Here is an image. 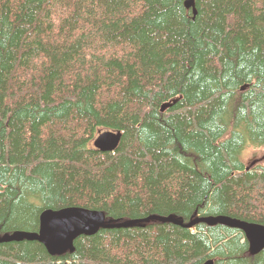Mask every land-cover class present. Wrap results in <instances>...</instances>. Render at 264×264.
<instances>
[{
  "label": "trees",
  "instance_id": "obj_1",
  "mask_svg": "<svg viewBox=\"0 0 264 264\" xmlns=\"http://www.w3.org/2000/svg\"><path fill=\"white\" fill-rule=\"evenodd\" d=\"M186 1L0 0V239L68 207L113 225L61 255L0 240V264H264L186 226L264 225V0Z\"/></svg>",
  "mask_w": 264,
  "mask_h": 264
},
{
  "label": "water",
  "instance_id": "obj_2",
  "mask_svg": "<svg viewBox=\"0 0 264 264\" xmlns=\"http://www.w3.org/2000/svg\"><path fill=\"white\" fill-rule=\"evenodd\" d=\"M188 8L195 6V0H187ZM245 88V87H243ZM167 106L165 105L163 109ZM122 133L105 132L95 141V146L103 151H112L119 145ZM172 217L163 218V221H173ZM176 223H181L175 220ZM198 222H206L210 225L225 224L233 228L241 229L249 241L253 254L264 249V225L249 223L233 219L227 216L201 217L186 225L191 227ZM133 222L116 224L117 226H129ZM112 221H107L104 211L79 207H68L60 210H47L40 217V228L37 232L17 231L6 234L1 241L37 240L41 242L52 255L74 251V241L81 235H93L100 228L112 227ZM203 264H216L210 259Z\"/></svg>",
  "mask_w": 264,
  "mask_h": 264
},
{
  "label": "rangeland",
  "instance_id": "obj_3",
  "mask_svg": "<svg viewBox=\"0 0 264 264\" xmlns=\"http://www.w3.org/2000/svg\"><path fill=\"white\" fill-rule=\"evenodd\" d=\"M264 156V147L263 148H249L248 153L244 157V161L246 163H249L250 161H253L255 158H260ZM264 164V162L262 163Z\"/></svg>",
  "mask_w": 264,
  "mask_h": 264
},
{
  "label": "bare ground",
  "instance_id": "obj_4",
  "mask_svg": "<svg viewBox=\"0 0 264 264\" xmlns=\"http://www.w3.org/2000/svg\"><path fill=\"white\" fill-rule=\"evenodd\" d=\"M190 8H191V7H190ZM186 11H187V10H186ZM114 133H118V132H114ZM94 146H95V143H94ZM95 147H96V146H95ZM100 150H101V149H100ZM101 151H103V150H101ZM112 151H113V150H112ZM105 152H106V151H105ZM79 208H82V207H79ZM45 211H47V210H45ZM45 211H44V212H45ZM44 212H43V213H44ZM43 213H42V214H43ZM102 228H103V227H102ZM99 230H100V229H99ZM99 230H98V231H99ZM33 233H35V232H33ZM95 234H96V233H95ZM93 235H94V234H93ZM81 236H82V235H81ZM79 237H80V236H79ZM2 238H3V237H2ZM0 240H1V239H0ZM74 243H75V241H74ZM263 250H264V249H263ZM263 250H262V251H263ZM69 251H70V250H69ZM262 251H261V252H262ZM259 253H260V252H259ZM257 254H258V253H257ZM58 255H61V254H58Z\"/></svg>",
  "mask_w": 264,
  "mask_h": 264
}]
</instances>
